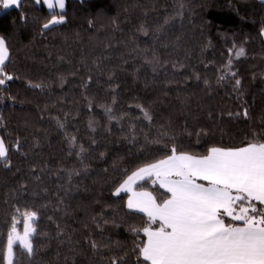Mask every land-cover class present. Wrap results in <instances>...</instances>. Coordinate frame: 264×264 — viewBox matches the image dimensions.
Listing matches in <instances>:
<instances>
[{"label": "trees", "instance_id": "obj_1", "mask_svg": "<svg viewBox=\"0 0 264 264\" xmlns=\"http://www.w3.org/2000/svg\"><path fill=\"white\" fill-rule=\"evenodd\" d=\"M53 14L64 22L44 29ZM262 27L264 0H67L64 10L20 0L2 11L6 70L18 79L0 86L10 160L0 162V254L19 199L38 219L34 255L17 248L15 264H136L129 226L145 218L114 188L125 170L165 155L171 138L203 153L264 132ZM240 47L236 77L218 82L229 49Z\"/></svg>", "mask_w": 264, "mask_h": 264}, {"label": "snow or ice", "instance_id": "obj_2", "mask_svg": "<svg viewBox=\"0 0 264 264\" xmlns=\"http://www.w3.org/2000/svg\"><path fill=\"white\" fill-rule=\"evenodd\" d=\"M43 3L49 9L57 5L61 10L65 7V0H43ZM19 6L20 0H0V11ZM64 19L63 15L53 14L43 28L63 23ZM141 31L147 34L143 26ZM233 55L239 59L245 55V49L240 47L234 53L229 49V59L218 82L228 76L236 77L232 71ZM9 61V47L0 36V86L18 79L6 70ZM240 84V79H235L234 87L239 88ZM137 107L151 121L150 112L142 105ZM243 116L248 117L246 109ZM196 135L199 143L200 133ZM171 139V146L165 145L168 151L161 158L137 166L130 173L125 170L124 178L112 193L114 196L127 193V210L145 218L141 226H129L135 237L136 264H264V132L245 138L242 146L211 145L203 153L181 150L175 138ZM69 141L74 146L75 136L69 137ZM15 147L19 150V141ZM80 151H84L82 146ZM0 162L5 167L10 165L9 146L3 138H0ZM145 183L163 189L161 198L145 188ZM16 213L0 254L3 264H15L17 248L28 257L36 251L33 238L37 235L38 213L27 208L23 211L17 208ZM21 218L22 233L17 227ZM112 224L119 227L115 221ZM90 245L93 250L100 248L95 240ZM110 264L126 261L124 257H112Z\"/></svg>", "mask_w": 264, "mask_h": 264}, {"label": "rangeland", "instance_id": "obj_3", "mask_svg": "<svg viewBox=\"0 0 264 264\" xmlns=\"http://www.w3.org/2000/svg\"><path fill=\"white\" fill-rule=\"evenodd\" d=\"M40 3H42V4H44L43 3V0H41V2ZM46 5V4H45ZM66 5H67V0H65V7H66ZM47 6V5H46ZM48 7V6H47ZM65 7H64V9H65ZM63 9V10H64ZM51 10H61V9H59V7H58V5L54 8V9H51ZM2 11H0V13H1ZM17 208H20L21 209V211H23L24 209H30V208H28V207H26V206H24V205H22L21 203H20V201H19V199H17V201H16V204H15V208H14V215H16L17 213H16V209ZM36 224H37V221H36ZM18 227V229L21 231V233H22V231H23V220H22V218H21V223L17 226Z\"/></svg>", "mask_w": 264, "mask_h": 264}]
</instances>
